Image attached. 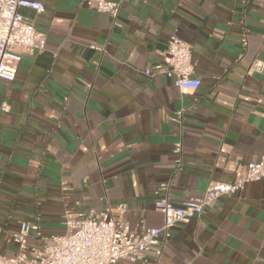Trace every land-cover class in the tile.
<instances>
[{
  "label": "crops",
  "instance_id": "crops-1",
  "mask_svg": "<svg viewBox=\"0 0 264 264\" xmlns=\"http://www.w3.org/2000/svg\"><path fill=\"white\" fill-rule=\"evenodd\" d=\"M38 1L43 13L20 10L45 47L0 79V255L16 253L21 221L61 234L66 213L105 205L138 235L162 225L155 199L180 205L264 157V74L251 69L264 61V0H123L115 18ZM172 33L192 45L196 90L144 74ZM116 264H264V179L173 225L159 257Z\"/></svg>",
  "mask_w": 264,
  "mask_h": 264
},
{
  "label": "built area",
  "instance_id": "built-area-1",
  "mask_svg": "<svg viewBox=\"0 0 264 264\" xmlns=\"http://www.w3.org/2000/svg\"><path fill=\"white\" fill-rule=\"evenodd\" d=\"M94 4L97 11L115 18L123 0H79ZM21 8L32 9L36 14L45 11L38 0H0V79L13 81L18 65L24 55H32L44 49L46 34L21 12ZM251 69L264 74V61L255 59ZM146 76L162 75L171 79L179 89L196 90L201 83L194 74L192 45L178 35H169L163 58L144 70ZM0 109L9 110L6 101L0 102ZM182 111L175 113L181 116ZM181 141L174 143L172 153L179 165L181 162ZM264 179V157L250 161L245 172L234 182L215 181L209 184L198 197L190 198L180 205H174L166 197L154 201V208L163 214L159 227L143 228L138 235L131 232L126 222L114 218L112 209L105 205L100 210L81 209L62 216L64 232L51 235V243L42 248L30 246L28 237L41 236L37 222L21 221L17 231L9 239L16 243L13 256L0 255V264H116L118 261L135 263L145 260L148 252L156 257L162 253L169 229L176 223L188 222L199 217L204 208L212 205L220 196H231L239 192L245 183ZM162 188H165L162 185ZM121 213L125 204L116 207Z\"/></svg>",
  "mask_w": 264,
  "mask_h": 264
},
{
  "label": "rangeland",
  "instance_id": "rangeland-1",
  "mask_svg": "<svg viewBox=\"0 0 264 264\" xmlns=\"http://www.w3.org/2000/svg\"><path fill=\"white\" fill-rule=\"evenodd\" d=\"M64 231H62L61 233H63ZM42 235H43V237H45V238H48V237H51V235H44V233H41ZM38 248H42V247H38Z\"/></svg>",
  "mask_w": 264,
  "mask_h": 264
}]
</instances>
